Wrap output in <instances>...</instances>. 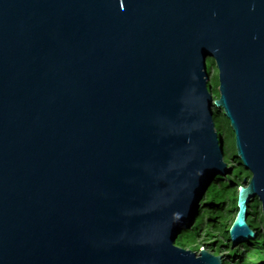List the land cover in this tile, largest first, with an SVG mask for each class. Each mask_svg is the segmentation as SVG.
I'll list each match as a JSON object with an SVG mask.
<instances>
[{"label": "water", "instance_id": "1", "mask_svg": "<svg viewBox=\"0 0 264 264\" xmlns=\"http://www.w3.org/2000/svg\"><path fill=\"white\" fill-rule=\"evenodd\" d=\"M214 108L251 173L235 245L264 221V0H0V264H224L176 242L233 169Z\"/></svg>", "mask_w": 264, "mask_h": 264}, {"label": "rangeland", "instance_id": "2", "mask_svg": "<svg viewBox=\"0 0 264 264\" xmlns=\"http://www.w3.org/2000/svg\"><path fill=\"white\" fill-rule=\"evenodd\" d=\"M207 67L210 72V83L212 89V86L216 83V81L218 82L217 67L212 58L207 59ZM212 94L214 97H216V94L213 92V90H212ZM213 110H214L213 112L215 113L214 118L215 120H218V127L220 128L222 132V136L224 138V160L227 162L228 166H233V170H234L235 167L236 168L240 167V165L238 162L239 158L236 155L233 130L231 129L229 123H227V121L225 120L226 117L222 115L223 113L222 110L217 108H214ZM241 168L244 171L241 173L240 177L235 178L234 183L231 185V189H230L231 194L226 197L223 224L220 226L219 229L213 232V236L208 235L206 233L208 230L206 225L207 215L204 214L202 217V227L199 231V234L196 235V237L193 240L184 243L182 247L191 249L196 252H198L201 247H205L208 251L214 254H220L222 258L226 259L227 262L230 264L239 262L237 257L235 258L232 256V254H229L230 249L236 248L237 252L242 251L243 253H246L247 256H251L250 255L251 247L243 248V244L246 241L236 242L235 245H232V241L229 239V237H227L229 235L227 230L237 211L236 209V196L238 190L237 187H239L240 185H245V183L249 181V178L251 176L250 171L247 170L243 166V164L241 165ZM255 199L258 200L257 197H255ZM256 210H257L256 214L253 216L255 220V225L257 226L258 230L261 233H264V221H263L260 201ZM211 242H214V244L210 245ZM249 264L252 263L249 262Z\"/></svg>", "mask_w": 264, "mask_h": 264}, {"label": "trees", "instance_id": "3", "mask_svg": "<svg viewBox=\"0 0 264 264\" xmlns=\"http://www.w3.org/2000/svg\"><path fill=\"white\" fill-rule=\"evenodd\" d=\"M217 87L218 82L216 81V83L212 86V90L216 94V96L219 95ZM213 116L215 117L214 112ZM225 120L227 121V123H229L226 118ZM215 122L218 126V120H215ZM238 162L240 167H235L234 170L232 169V171L228 173L226 177H223L221 175L215 177V179L213 180L201 200L200 213L196 218V222L191 227L184 228V230L181 231V233L176 238V242L178 245L183 246L184 243L193 240L196 235L199 234V231L202 227V217L204 214L207 215L206 225L208 230L206 233L208 235L213 236V232L219 229L220 226L223 224L226 197L231 194L230 189L231 185L234 183L235 178L240 177L241 173L244 171L241 168V161L239 160ZM258 204L259 201L257 199H251L249 203V212L247 217V222L250 227L254 231H256L257 237L255 239H250L243 244V248L251 247V256H247L246 253H243L242 251L237 252L236 248L230 249L229 254H232L233 257H237L239 260L238 263L234 264H249V262H251L252 264H261L262 259H264V233H261L258 230L253 217L256 214ZM227 237H229V235ZM212 244H214V242L210 243V245ZM224 264L230 263H228L227 260L224 259Z\"/></svg>", "mask_w": 264, "mask_h": 264}, {"label": "flooded vegetation", "instance_id": "4", "mask_svg": "<svg viewBox=\"0 0 264 264\" xmlns=\"http://www.w3.org/2000/svg\"><path fill=\"white\" fill-rule=\"evenodd\" d=\"M246 222H247V219H246ZM247 223H248V222H247ZM261 264H264V259H262Z\"/></svg>", "mask_w": 264, "mask_h": 264}]
</instances>
